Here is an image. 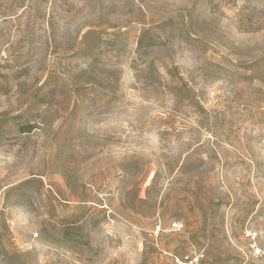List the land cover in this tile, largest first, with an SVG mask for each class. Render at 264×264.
I'll return each instance as SVG.
<instances>
[{"label": "rangeland", "instance_id": "rangeland-1", "mask_svg": "<svg viewBox=\"0 0 264 264\" xmlns=\"http://www.w3.org/2000/svg\"><path fill=\"white\" fill-rule=\"evenodd\" d=\"M247 231L264 0H0V264H264Z\"/></svg>", "mask_w": 264, "mask_h": 264}, {"label": "built area", "instance_id": "built-area-1", "mask_svg": "<svg viewBox=\"0 0 264 264\" xmlns=\"http://www.w3.org/2000/svg\"><path fill=\"white\" fill-rule=\"evenodd\" d=\"M246 235L252 240L250 245L252 256L257 259L263 258L264 250L258 244L256 236H254L251 231H247ZM174 260L176 264H211L205 250L186 253L182 256H175Z\"/></svg>", "mask_w": 264, "mask_h": 264}]
</instances>
